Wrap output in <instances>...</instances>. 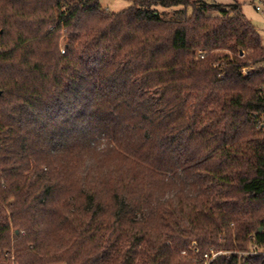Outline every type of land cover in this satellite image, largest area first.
Returning a JSON list of instances; mask_svg holds the SVG:
<instances>
[{
	"label": "trees",
	"instance_id": "1",
	"mask_svg": "<svg viewBox=\"0 0 264 264\" xmlns=\"http://www.w3.org/2000/svg\"><path fill=\"white\" fill-rule=\"evenodd\" d=\"M127 1L0 0V264H264L263 38Z\"/></svg>",
	"mask_w": 264,
	"mask_h": 264
},
{
	"label": "rangeland",
	"instance_id": "2",
	"mask_svg": "<svg viewBox=\"0 0 264 264\" xmlns=\"http://www.w3.org/2000/svg\"><path fill=\"white\" fill-rule=\"evenodd\" d=\"M208 4H220L230 5L235 2L240 4L241 12L244 17L255 27L259 35L264 40V12H256L254 6L258 3L257 0H202ZM99 4L102 10L109 13H118L126 10L131 6V2L127 0H99ZM157 11L160 14H167L172 9L158 8ZM66 39L63 37L61 40V48L65 47ZM242 56V55H241ZM250 70V69H248Z\"/></svg>",
	"mask_w": 264,
	"mask_h": 264
},
{
	"label": "built area",
	"instance_id": "3",
	"mask_svg": "<svg viewBox=\"0 0 264 264\" xmlns=\"http://www.w3.org/2000/svg\"><path fill=\"white\" fill-rule=\"evenodd\" d=\"M257 1H258V3L254 6V10L256 12H264V0H257ZM61 52H63V50H61ZM201 55H202V53L199 52L200 58H202ZM263 68H264V63H263ZM241 72L243 75H246V73H247L245 69H243ZM221 254H226V253L211 250L208 254H205L203 256V259H204L203 264H209L215 257H217L218 255H221ZM237 255H238L239 259L242 257H245V256H250V257L257 256V255L264 256V248L260 249V250H256L254 247H251L246 252H238Z\"/></svg>",
	"mask_w": 264,
	"mask_h": 264
},
{
	"label": "water",
	"instance_id": "4",
	"mask_svg": "<svg viewBox=\"0 0 264 264\" xmlns=\"http://www.w3.org/2000/svg\"><path fill=\"white\" fill-rule=\"evenodd\" d=\"M239 55L241 56V55H242V53L240 52V53H239ZM259 231H261V229H259Z\"/></svg>",
	"mask_w": 264,
	"mask_h": 264
}]
</instances>
